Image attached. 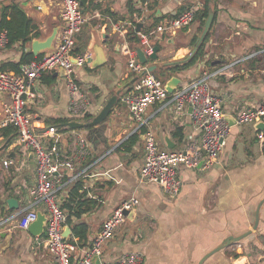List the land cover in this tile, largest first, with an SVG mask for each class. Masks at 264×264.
<instances>
[{"label":"crops","instance_id":"1","mask_svg":"<svg viewBox=\"0 0 264 264\" xmlns=\"http://www.w3.org/2000/svg\"><path fill=\"white\" fill-rule=\"evenodd\" d=\"M196 2L203 0L80 1L86 22L74 48H81L82 52L74 53H83L98 45L103 48L105 62L96 67L85 63L75 66L74 81L86 95L91 117L119 92L106 126L96 125L86 130L66 124L91 118H85L86 114H71L65 77L54 75L53 71L43 75L37 85L38 95L26 106L35 121L44 126H56L58 132L51 140L62 156L74 153L78 146L76 139L81 137L90 149L87 158L94 160L87 176L81 177L83 188L87 189L85 197L93 204L79 217H71V225L64 224L63 232L67 228L70 230L67 239L76 241L80 248L89 246L93 235L122 201L138 200L125 222L104 244L100 256L102 262L114 261L125 252L137 250L143 254L141 264H198L228 236L251 229L260 206L258 225L239 241L240 247L230 244L210 255L202 264H235L238 260L242 264H264V128H256L255 123L231 124L219 159L208 170L178 166L182 187L175 197L164 194L159 184L141 181L139 177L144 156V132L140 133L138 124L121 101L133 84L127 68L125 50L130 46L125 34L133 22L141 24V31H147ZM11 3L17 4L30 25L40 32L39 37L32 39H45L55 31L52 46H56L63 28L60 0H0V14L2 7ZM137 9H141V15L136 13ZM210 10L214 17L204 55L194 66L175 74L181 78L180 83L233 57L264 48V0H214ZM203 26L194 20L174 35L154 40L153 46H159L157 59L145 64L161 67L185 60L196 47ZM30 43L31 40L18 41L0 48V67L15 71L12 64L17 63L23 53H32L28 50ZM209 85L210 90L221 97L222 110L230 118L238 108L258 104L264 95V53L239 62L226 74L213 78ZM7 103L8 96L0 93V121ZM189 112L187 108L180 118H174L172 106L164 101L147 107L143 115L145 128L152 132L160 149L178 150L193 139H199L200 132L192 127ZM135 132H139L138 140L130 150L123 149L121 142ZM2 146L0 198L14 197L20 206H24L28 189L35 182L34 158L31 151L24 155L18 149L16 132L11 126H0V148ZM87 158L74 164L72 169L66 168L64 179L69 180ZM8 159L13 164L6 168L3 161ZM72 182L62 191V207ZM36 209L43 211L42 206H36ZM13 212L6 210L7 215ZM80 222L88 228L85 241H78L72 234V226ZM3 229L6 235L0 238V264H56L50 252L27 228H17L12 221L5 223ZM233 253L238 254L236 259L232 257Z\"/></svg>","mask_w":264,"mask_h":264},{"label":"built area","instance_id":"2","mask_svg":"<svg viewBox=\"0 0 264 264\" xmlns=\"http://www.w3.org/2000/svg\"><path fill=\"white\" fill-rule=\"evenodd\" d=\"M202 4L193 3L147 31L135 30L139 47L145 55L149 56L153 52L154 40L172 36L178 30L190 26ZM60 6L63 28L54 49L38 58L20 63L16 71L0 70V93L8 96L0 126H11L15 130L18 149L24 155L31 151L35 162V182L28 189L25 205L2 217L0 223L5 225L13 221L15 227L26 229L37 217L36 206H42L46 220L44 232L41 237H37V242L50 252L56 264H96L94 258L98 257L100 260L104 244L125 222L138 200L129 198L122 201L104 220L102 227L85 248H80L76 241H70L63 236L67 212L62 207V191H65L67 183L87 176L94 160L82 167L78 166L69 180L64 179L66 168L72 169L74 164L82 162L89 155L87 141L78 137L75 152L62 156L55 142L51 140L58 132L56 126H44L42 122L35 121L26 110L28 101L38 95L37 85L43 75L64 69L71 114L82 116L88 111L89 102L73 76L74 67L83 65L91 55L90 51L74 53L76 39L82 31L86 17L79 0H60ZM131 26L136 28V24L132 23ZM7 41L6 31H0V48L6 47ZM263 53L264 48H258L245 56L233 57L190 81L180 83L172 93H168L164 88L165 80L149 71L147 64L139 61L137 50L130 47L125 50L127 68L133 77V84L131 90L121 97V101L138 127L146 124L143 115L147 107L164 101L172 106L174 118H180L189 108L191 125L200 132L199 139H193L181 149L172 150L160 149L152 132L146 130L143 133L144 156L139 168L141 181L157 183L164 194L175 197L182 187L178 166L208 170L219 159L230 134L231 124L222 110L221 97L210 90L209 82L226 74L239 62L256 58ZM233 118L235 125L239 126L264 123V95L258 104L238 108ZM12 164L11 159L3 161L6 168ZM234 246L240 247L239 242L234 243ZM142 261V252L131 250L114 261L100 260L99 264H141Z\"/></svg>","mask_w":264,"mask_h":264},{"label":"trees","instance_id":"3","mask_svg":"<svg viewBox=\"0 0 264 264\" xmlns=\"http://www.w3.org/2000/svg\"><path fill=\"white\" fill-rule=\"evenodd\" d=\"M80 1L84 3L85 0H80ZM212 2H214V0H203L202 7L198 10V12L195 15V21L198 20L202 26L204 25V22L208 16V13L212 6ZM12 10L15 11L14 14H12ZM135 11L138 15H141V9H137ZM133 24L135 25L136 22L135 23L133 22ZM2 30L6 31V35L8 39L6 46H12L18 41H21L22 43H26L32 40V38L40 36V32L38 30H35L34 27L30 25V20L26 17L25 13L20 9V7L15 3H11L9 5L3 6L1 9L0 31ZM31 33L32 35H30ZM209 35H210V31H208V33L205 35L204 40L198 46V48L190 58L185 59L178 63H174L172 65L157 67V69L154 70L153 73L156 76L164 79L170 77L171 75H175L180 71L186 70L194 66L198 61L202 59L204 55V46H205V42L209 38ZM125 39L128 42L130 48L137 49L139 47V38L137 36L135 28H133L131 25L127 29V32L125 34ZM195 40L196 38L194 39V42ZM74 51L82 52V49L77 47L76 49H74ZM38 57H40L39 54L34 56L30 52L23 53L21 59L17 63L12 64V68L15 69L16 71L20 63ZM4 68H5L4 66H1L0 70H3ZM84 117L88 118L89 115H84ZM139 129H140V133L146 131L145 125L140 126ZM138 134L139 132H135L131 134L121 142L120 146L125 150H130L133 144L138 140ZM90 160L89 159L86 160V162L83 163L82 165L84 166L88 164ZM83 181L84 179L79 177L72 182V185L68 192V199L65 202L66 204L65 203L63 204V208L67 210L66 223L69 225H71V217H79L83 212H86L87 210L90 209L91 207L90 204H93V202L90 199L85 197L87 193V189L83 188ZM87 232H88L87 225L83 222L74 224L72 226V234L74 237L77 238L78 241H85L87 238ZM70 241H74V240L70 239ZM232 257L236 259L238 257V254L233 253Z\"/></svg>","mask_w":264,"mask_h":264},{"label":"water","instance_id":"4","mask_svg":"<svg viewBox=\"0 0 264 264\" xmlns=\"http://www.w3.org/2000/svg\"><path fill=\"white\" fill-rule=\"evenodd\" d=\"M213 17L214 14L213 12L210 10L208 13V16L204 22V26L202 29V32L199 36V38L197 39V43H196V47L192 50V52L189 54L188 58H190L193 53L196 51L198 45L201 43V41L203 40V38L205 37V35L208 33V31L211 28L212 25V21H213ZM140 23L136 24V31L140 30ZM56 32L54 31L50 36H48L45 39H32L30 46L28 47V50H30L32 52V54L34 56L38 55L40 52L48 50V49H53L54 46H52V42L54 40ZM137 56L140 62L142 63H149V61H153L157 59V52L159 51V46H154L153 47V52L149 55L146 56L145 53L143 52V50L138 47L137 49ZM91 55L90 57H88L86 59L85 64H88L91 67H96L99 66L100 64L105 62V54L103 51V48L95 45L92 50H89ZM185 58V59H188ZM75 63V60H73ZM171 63H166V65H170ZM149 71H154L157 69L156 64H150L147 66ZM56 74H60L61 76L65 75L64 69H60L59 71H54V75ZM181 82V78L177 75H171L170 77H168L165 82H164V88L166 89V91L168 93H172L177 86L180 84ZM119 92H117L116 94H113L107 101L106 103L102 106V108L100 109V111L94 115L93 117H91L88 114V111L86 112V115H89V117L91 118L88 121L85 122H78V121H69L66 124L71 127V128H86V130H88V127L91 126H96V125H104L106 124V121L108 119V117L110 116L111 112H112V107L115 104L117 97H118ZM226 119L228 120V122L230 124H235V120L234 118H230L229 116H226ZM106 126V125H105ZM256 128L259 129H263L264 128V123L263 122H257L256 123ZM168 143V141H167ZM4 146H2L0 148V150L3 148ZM170 147V146H168ZM6 205V206H5ZM19 203L18 200L15 199L14 197H5V198H0V222H1V218L5 217L7 215L6 210L8 211H12V210H17L19 208ZM259 207H257V211H256V215H255V222L252 225V228L247 230L246 232H243L240 235L237 236H228L226 238V240L219 244L218 246H216L215 248H213L212 250H210L209 252H207L199 261L198 264H202L203 261L208 258L210 255H212L213 253L223 249L224 247L230 245V244H234L236 242H239L240 240H242L243 238H245L247 235H249L252 230L256 229L257 225H258V219H259ZM45 214L41 211H37V217L36 219L31 222L28 227L27 230L36 237H40L43 232H44V225H45ZM4 225L0 223V238H4L6 235V231L3 229ZM70 234V230L67 228V230L65 232H63V236L65 238H67V236ZM94 262L96 264H99L100 260L98 257L94 258Z\"/></svg>","mask_w":264,"mask_h":264},{"label":"bare ground","instance_id":"5","mask_svg":"<svg viewBox=\"0 0 264 264\" xmlns=\"http://www.w3.org/2000/svg\"><path fill=\"white\" fill-rule=\"evenodd\" d=\"M235 264H242L240 260L236 261Z\"/></svg>","mask_w":264,"mask_h":264},{"label":"rangeland","instance_id":"6","mask_svg":"<svg viewBox=\"0 0 264 264\" xmlns=\"http://www.w3.org/2000/svg\"><path fill=\"white\" fill-rule=\"evenodd\" d=\"M83 130H84V129H83ZM82 134H83V136H85V137H86V134H85L84 132H83Z\"/></svg>","mask_w":264,"mask_h":264}]
</instances>
